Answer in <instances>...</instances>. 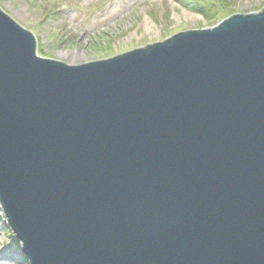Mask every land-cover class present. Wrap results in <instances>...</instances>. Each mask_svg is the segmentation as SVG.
<instances>
[{"label":"water","instance_id":"obj_1","mask_svg":"<svg viewBox=\"0 0 264 264\" xmlns=\"http://www.w3.org/2000/svg\"><path fill=\"white\" fill-rule=\"evenodd\" d=\"M261 11L69 66L0 9V204L29 264H264Z\"/></svg>","mask_w":264,"mask_h":264},{"label":"rangeland","instance_id":"obj_2","mask_svg":"<svg viewBox=\"0 0 264 264\" xmlns=\"http://www.w3.org/2000/svg\"><path fill=\"white\" fill-rule=\"evenodd\" d=\"M0 9L37 38L40 57L80 66L258 13L264 0H0ZM10 229L0 204V264H29Z\"/></svg>","mask_w":264,"mask_h":264},{"label":"bare ground","instance_id":"obj_3","mask_svg":"<svg viewBox=\"0 0 264 264\" xmlns=\"http://www.w3.org/2000/svg\"><path fill=\"white\" fill-rule=\"evenodd\" d=\"M186 18H188L189 20H193L194 18L192 17V16H190V15H186ZM151 25H147V30H149V29H151V27H150ZM176 35V34H175ZM174 36V35H173ZM172 37V36H171ZM170 38V37H169ZM166 40V39H165ZM77 54H74L71 58H77Z\"/></svg>","mask_w":264,"mask_h":264},{"label":"trees","instance_id":"obj_4","mask_svg":"<svg viewBox=\"0 0 264 264\" xmlns=\"http://www.w3.org/2000/svg\"><path fill=\"white\" fill-rule=\"evenodd\" d=\"M13 237V236H12Z\"/></svg>","mask_w":264,"mask_h":264}]
</instances>
